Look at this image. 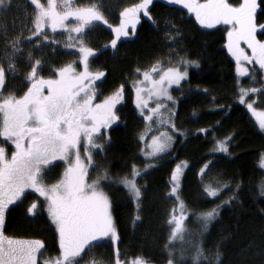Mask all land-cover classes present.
Segmentation results:
<instances>
[{"label": "trees", "instance_id": "1", "mask_svg": "<svg viewBox=\"0 0 264 264\" xmlns=\"http://www.w3.org/2000/svg\"><path fill=\"white\" fill-rule=\"evenodd\" d=\"M100 1L74 0L80 6L101 5ZM110 2L114 4L116 0ZM240 2L229 0L233 4ZM257 4L256 37L264 40V28L259 27L264 24V0H257ZM34 7L31 0H13L12 7L0 14L1 61L5 52L3 36L21 37L22 32L30 27ZM148 11L151 19L142 12L139 23L127 29L130 35L121 37L115 49L110 46L114 32L107 25L98 22L94 32L91 28L85 31L88 43L97 50L89 60L90 67L104 73L97 83L98 99L121 85L127 90L135 78L153 67L184 66L179 62L181 57L198 61V65H187L189 79L174 89L172 97L176 104L174 112H170L174 113L171 119L168 118V122L161 119L160 125L157 118L152 119L157 129L166 125L176 136L172 151L159 155L155 166L145 168L149 160L144 156L141 134L146 127V116L141 115L130 94L128 101L118 107L120 122L109 129L103 151L96 153L95 165H99V174L107 169L113 179L130 173L135 165L141 169L136 182L143 196L138 205L124 185L103 182L111 198L119 254H116L115 243L104 239L102 244L90 250L92 254H86V259L102 260L105 264H115L118 259L127 264L143 257L150 264H166L171 249L176 264H193L196 248L203 247L208 258H201L199 264H216L214 253L217 248L221 253L220 264H264V195L260 191L264 168L259 163L264 154V129L259 127L246 105L249 101L264 107V100L255 102V98L264 97V86L258 92H249L244 103L239 102V88L260 86L264 82V70L261 67L257 70L247 62L244 66L251 67L248 69L250 73L245 77L237 74L236 58L227 48L229 26L205 27L184 5L168 0H153ZM177 28L181 34L178 42L166 40V34L177 36ZM23 35L21 47L25 54L14 61L18 75H8L6 93L21 94L27 87L25 75L30 70L27 52L32 51L43 61L38 74L48 76L54 75L55 68L76 58L80 48L57 52V48L61 49L60 44L41 41L43 46L34 49L37 37ZM75 43L80 46L79 40L76 39ZM240 47L247 55H252L246 41H241ZM226 138H230L228 151L222 152L217 141ZM177 161L188 163L179 196L189 213L183 239L177 237L170 243L172 225L169 221L177 202L171 190ZM209 161L212 163L202 175L200 169ZM61 173L63 169L52 171L49 182L58 180ZM237 184L241 185L239 190L235 188ZM208 185L220 189L216 197L206 195L205 186ZM25 192V203L15 205L7 212L5 232L9 236L42 239L47 247L44 251L53 244L56 247L52 251L58 253V232L56 228L52 231L55 225L47 209L41 204L31 215L27 209L33 196ZM229 198H232L231 203H223ZM220 205L219 215L205 230L197 214Z\"/></svg>", "mask_w": 264, "mask_h": 264}, {"label": "snow or ice", "instance_id": "2", "mask_svg": "<svg viewBox=\"0 0 264 264\" xmlns=\"http://www.w3.org/2000/svg\"><path fill=\"white\" fill-rule=\"evenodd\" d=\"M169 2L183 4L195 14V18L202 25L210 27L221 22L232 25V30L227 33V48L236 58L238 75H244L248 71L242 66L241 61L256 60L264 69V40H258L256 37V10L259 7L257 0H241L238 4L229 3V0H204L203 3L200 0H169ZM31 3L35 6L31 14L33 27L30 30L31 36L37 37L33 45L34 49L43 46L41 41H49V35L45 32L47 27L53 32L57 29H65L68 40L72 41L73 32L82 37L85 29L95 22H102L114 32L110 46L115 49L121 37L130 35L127 30L128 25L134 27L139 23L141 11L151 19L148 7L153 0H140V3L124 8L120 14L121 21L117 25L109 24L98 4L80 6L75 4L74 0H46V2L31 0ZM12 5L13 0H0V14L7 12ZM70 17L75 18L76 23H66ZM259 27L264 28V24ZM175 31L177 36L166 34V40L178 42L180 30L177 28ZM22 39V37H9L6 34L3 36L7 68L4 63H0V136L7 138L15 146L10 158L6 150L0 147V264H37V254L45 248L42 239L9 236L3 231L8 206L19 200L25 189H34L40 197H43L51 222L58 232L61 256L54 261L45 260L44 264H81L82 254L86 253V249L89 250L87 254H92L90 250L102 244L104 238L119 239L111 213V198L105 191L103 182H108L109 185H124L130 197L135 199L138 205L143 196L141 187L136 183V177L140 175L141 169L135 165L132 166L130 173L118 176L116 179L111 177L107 169H103L102 175H97L91 183H88L86 180L88 165L81 159L82 139L87 145L103 151L104 144H96L95 140L102 138V128L108 127L117 119L113 109L122 99L123 85L101 103L93 102L96 93L90 84L104 73L89 71V57L95 50L86 46L81 38L79 51L82 54L83 71L77 72L73 64H67L55 68L54 77L45 78L38 74V69L43 67V61L29 51L27 58L30 71L25 75L28 84L26 90L19 96L14 92L5 95L7 77L16 72L14 61L25 54L21 47ZM28 39L31 42L30 38ZM241 41L247 42L251 56L240 47ZM179 62L185 66L183 71L179 67H169L167 70H162L163 74L159 80H152L149 71L143 73L144 80L150 81L153 85L149 89V98L154 94L173 101L169 87L173 84L179 85L188 76L187 65H198V61L185 60L183 57ZM151 71L155 72L156 68L153 67ZM135 91L137 107L143 112L148 100L141 96L140 87H135ZM257 91L256 88L240 87L239 102L244 103V98L249 92ZM161 107L162 105L157 103L155 108L150 109V114L145 119L152 121V114L158 113ZM247 108L256 116L259 127L264 129V112L257 113L252 103H248ZM172 127L175 129L174 123ZM97 134L101 136L98 137ZM152 139V152L148 155L165 153L173 141L171 136L166 139H158L154 136ZM229 142L230 138L217 141L219 149L227 152ZM58 157L67 162V167L59 180L46 184L42 179L44 172ZM86 159L89 164L92 163L90 152L87 153ZM211 163L209 161L200 169L202 175ZM259 163L264 167V154L261 155ZM153 166L145 165V168ZM173 180L175 181V175ZM240 187V184L235 185L237 190ZM219 191L220 189L212 188L210 185L205 186L206 195L210 197H216ZM260 191L261 195H264V183L260 185ZM172 192H177V188L173 187ZM231 199L223 203H231ZM221 206L197 214V218L203 221L205 230L219 215L218 208ZM36 209L37 203L33 202L27 211L34 214ZM185 212L186 208L181 202L180 215L171 216L169 224L174 227L171 228L169 235L170 243L177 239L178 235L181 240L183 239L186 230ZM116 254H119V249H116ZM168 256L166 264H176L171 249L168 251ZM214 256L216 264H220L221 253L218 248ZM201 258L206 260L208 257L203 247H197L196 254L192 258L193 264H199ZM91 264H105V262L93 260ZM115 264H120L118 259ZM133 264H150V261L138 257Z\"/></svg>", "mask_w": 264, "mask_h": 264}, {"label": "rangeland", "instance_id": "3", "mask_svg": "<svg viewBox=\"0 0 264 264\" xmlns=\"http://www.w3.org/2000/svg\"><path fill=\"white\" fill-rule=\"evenodd\" d=\"M111 0H101L99 3L101 4L100 6H102L101 7V11H103V13H104V15H105V17L108 19V21L109 22H111L112 24H117V23H119L120 21H121V13H122V11H123V9L124 8H126V7H130V6H132V5H134V4H137V3H140V0H116V2L114 3V4H111V2H110ZM169 1V0H168ZM41 2H46V0H41ZM201 2V1H200ZM204 2V1H203ZM203 2H201V3H203ZM233 4V3H232ZM109 6L111 7V9L109 8ZM34 11V10H33ZM143 11H141V13H142ZM140 13V14H141ZM139 14V15H140ZM69 19H71V20H75V18H73V17H70ZM70 22V20H68L66 23H69ZM72 22V21H71ZM97 23L98 22H95V24L94 25H92V26H89L88 28H91V30H92V32H94V30L96 29V26H97ZM227 25V26H229L230 28H231V30H232V25H230V24H225V23H223V22H221V23H218V24H213L212 26H208V25H204L205 27H208V28H213V27H217V26H220V25ZM32 27H33V25H32V23L30 24V27H28L27 28V30L26 31H24V32H22V38L24 37V35L23 34H27L28 35V37H32L31 36V29H32ZM128 28H134L131 24H129L128 25ZM87 30V28L85 29V31ZM45 32H46V34H48L49 35V42L50 41H53V42H55L56 44H60V47H61V49L60 48H57V52H60V51H62L63 49L64 50H68V48H73V47H76V48H78V47H80V46H78L76 43H75V40L77 39V40H79V39H83L86 43V46H88V47H90V48H92V49H94L93 47H91L90 46V44L88 43V41H87V39H88V37H87V35H86V32H85V34L81 37V38H79L80 37V34H77V33H75V34H77V35H74L73 36V33H72V36H73V40L72 41H69L68 40V33H65V32H67V31H65V29H57L55 32H53L52 30H51V28L50 27H47L46 29H45ZM57 33H59V34H57ZM34 38H36V37H34ZM74 45V46H73ZM248 46V45H247ZM95 51H94V54L96 53V49H94ZM249 50H251L250 48H249ZM5 53V52H4ZM246 53V52H245ZM93 54V55H94ZM93 55H91L90 57H89V60H90V58L93 56ZM3 56H4V54H3ZM34 56L35 57H37V55H35L34 54ZM81 56H82V54L80 53V51H79V49H78V53L76 54V58H74L72 61H70V62H68V63H66V64H64V65H67V64H73V66L75 67V69H76V71L77 72H80V71H83V62H82V59H81ZM37 58H39V57H37ZM252 63V65L253 66H255L256 68H257V70H259L258 68L260 67V65H259V63H258V61H256V60H252V61H241V64H242V66L244 67V68H246L245 66H244V64L245 63ZM0 63H4V65H5V67L7 68V62H6V60L5 59H2V61L0 60ZM63 66V65H62ZM61 66V67H62ZM247 66V69H249V70H251V67L250 66H248V64L246 65ZM175 67H179L182 71L184 70V68H185V66H175ZM88 68H89V71L90 72H92V73H95V72H98V71H96V70H94V69H92L91 67H90V62L88 61ZM156 68V71L155 72H152L151 71V69H149V70H146V71H149L150 72V75H151V79L152 80H159V78H160V76L163 74V71L162 70H167V68H169V67H163V66H161V65H159V66H156L155 67ZM189 67H187V71H188V76L184 79V80H182L181 82H180V84L179 85H175V84H173V85H171L170 87H169V93L171 94V96H173L174 97V89H176V88H179L181 85H182V83L184 82V81H186V80H188L189 79ZM264 70V69H263ZM30 71V70H29ZM145 72V71H144ZM144 72H142L137 78H135V80H133L131 83H130V85H129V88H127V90H126V88L125 89H123V91H122V99L115 105V107H114V109H113V111H114V114H115V116L117 117V119H115V120H113L112 121V123L108 126V127H106V128H102V130H101V133H102V138H97L96 140H95V143L96 144H106L107 143V137H108V134H109V129L111 128V127H113V126H115V125H117L119 122H120V120H119V117H118V107L120 106V105H122V104H124V103H126L127 101H128V99H129V97H130V95H132L133 96V98H134V104H135V106L137 107V104H136V91H135V87H140L141 89H142V92H141V96L144 98V99H146V100H148V104H147V106L145 107V109H144V111L143 112H141L140 111V109L138 108V110L140 111V113H141V115L142 116H147V115H149L150 114V109H152V108H155L156 107V105H157V103H159V104H161L162 105V107L160 108V110H159V112L158 113H156V114H152L153 115V119L154 118H157V120H158V124L160 125V120L161 119H163L164 117L166 118V117H168V115H169V117L170 116H172V113H170L171 111H173L174 112V106H175V102H176V100H174V101H168L165 97H157V96H155L154 94L153 95H151V98H149V96H150V94H149V89H151L152 87H153V85L151 84V82L150 81H145L144 80V76H143V73ZM262 72V71H261ZM17 75H18V71H17V69H16V72H15ZM250 72L249 71H247V73H245L244 75H241L242 77H245V76H247L248 74H249ZM262 74L264 75V72H262ZM41 75V74H40ZM55 75V74H54ZM54 75H48V76H45V75H42V76H44L45 78H49V77H54ZM101 79V77H99L98 79H96V80H94V81H92L91 82V84H90V87H92V88H94V90H95V93H96V97H95V100L93 101L94 103H101L106 97H108V96H110V95H112L113 93H115L116 91H114V92H112V93H110V94H108L107 96H105L104 98H101V99H98V92H97V83H98V81ZM142 82V83H141ZM261 85L260 86H257V90L259 91L261 88H263V86H264V82L263 83H260ZM135 85V86H134ZM28 86V85H27ZM27 88V87H26ZM26 88H25V90H26ZM245 89H248V87H246L245 86ZM24 90V91H25ZM257 91V92H258ZM5 95H7V93L5 92L4 93ZM23 94V92L21 93V94H16V95H22ZM130 94V95H129ZM248 94H250V93H248ZM245 98H246V96H245ZM244 98V99H245ZM264 97L262 96V97H259V98H255V102H262L264 99H263ZM248 103H252V102H249V101H247V103H246V105L248 104ZM252 105H253V108L256 110V112L257 113H259V112H264V107H259V106H256L254 103H252ZM251 111V110H250ZM252 113V112H251ZM167 114V115H166ZM253 115V114H252ZM254 117H255V119H256V121H257V123H258V120H257V118H256V116L255 115H253ZM147 123H146V127H145V130L143 131V139H142V142H143V152H144V156L149 160V165H156V159H157V157L159 156V155H161V154H163V153H157V154H155V155H148V153H151L152 152V143H153V137L155 136V137H157L158 139H166L168 136H171V137H173V141H172V143H171V147L166 151V152H169V151H172V149L174 148V145H175V143H176V136L174 135V132L170 129V128H166L165 126L166 125H164V126H158V129L155 127V125H154V120H152V121H146ZM149 123V124H148ZM169 123H167V125H168ZM172 125V124H171ZM162 134H164V135H162ZM98 135V137H100L101 136V134H97ZM0 147H3L5 150H6V154H7V156H8V158H10V156H11V153H12V151H14L15 150V146L12 144V142L10 141V140H8L7 138H5V137H2V136H0ZM99 151H101L100 149H96V148H93V147H91V146H89V145H87L86 144V141H84L83 139H82V141H81V148H80V153H81V159H82V161H84L85 162V164L86 165H88V176H87V178H86V180H87V182L88 183H91L92 182V180L93 179H95L96 178V176L97 175H101V174H99V170H98V167H99V165H95V157H96V153L97 152H99ZM91 153V156H92V163L91 164H89V162L87 161V159H86V156H87V153ZM165 152V153H166ZM98 166V167H97ZM178 166H179V168H178ZM188 166V163L186 162V161H177V164H176V166H175V172L173 173V177H174V175H175V181L173 180V183H172V188L173 187H176L177 188V192H175V193H173V195H175V197H177V202H176V205H175V212L174 213H172L171 214V216L173 215V214H175L176 216H179L180 215V203L181 202H183L182 201V199H181V196H179V189H180V186H181V182H182V177H183V174H184V172H185V169H186V167ZM67 167V162L66 161H64L63 159H61V158H57V159H55V160H53L52 162H51V164L49 165V166H47V168H46V170H45V172H44V175H43V177H42V179H43V182L44 183H46V184H52V183H55L56 181H53V182H49V174H51L52 173V171H54V170H62L63 169V172H64V170H65V168ZM264 168V167H263ZM62 175H63V173H61V176H60V178L62 177ZM138 177V176H137ZM137 177H136V179H137ZM59 178V179H60ZM58 179V180H59ZM137 183V182H136ZM25 191H27V192H29L33 197H32V200H31V202H30V204H29V206L33 203V202H36L37 203V209H38V207L42 204L46 209H47V207H46V204H45V202H44V199H43V197H40V195H39V193H37V192H35V190L34 189H25ZM172 191V190H171ZM26 193V192H25ZM27 194H25V195H23L22 196V199L18 202V206L19 205H22L23 203H25V198H27V196H26ZM14 203H15V201H14ZM13 203V204H14ZM183 204H184V206H185V203L183 202ZM12 207V206H11ZM11 207H9L8 206V209L7 210H9ZM29 208V207H28ZM185 208H186V212H185V216H186V219H187V217H188V210H187V207L185 206ZM7 210H6V212H7ZM111 213H112V206H111ZM31 215H34V214H32V213H30ZM8 216V215H7ZM6 216V217H7ZM112 216H113V213H112ZM114 219V218H113ZM186 219H185V224H186ZM53 225V224H52ZM114 225H115V223H114ZM54 226V225H53ZM172 227H174V225H172ZM54 228H55V226L52 228V231L54 230ZM115 228H116V226H115ZM117 229V228H116ZM118 232V231H117ZM7 234V233H6ZM8 235V234H7ZM178 237H179V235H178ZM27 238H34V237H27ZM40 238H43V237H40ZM59 239V238H58ZM104 239H110V238H104ZM114 243H115V247H117V249H118V241H119V239L118 240H112ZM53 242V241H52ZM51 242V243H52ZM56 246L55 245H53V244H50L49 246H48V251H44V248L43 249H41V251H40V253H38L37 254V264H44V261L45 260H48V261H54L55 259H57V258H59L60 256H61V250L59 249L58 250V253H54L52 250L55 248ZM47 247L45 246V249H46ZM50 248V249H49ZM87 249H86V253L85 254H82V256H83V260L81 261V264H91V261H93L94 259H92V258H89V259H86V257H87ZM120 264H123L121 261H120ZM127 264H133V263H127Z\"/></svg>", "mask_w": 264, "mask_h": 264}, {"label": "flooded vegetation", "instance_id": "4", "mask_svg": "<svg viewBox=\"0 0 264 264\" xmlns=\"http://www.w3.org/2000/svg\"><path fill=\"white\" fill-rule=\"evenodd\" d=\"M183 5V4H182ZM186 8V7H185ZM129 30V29H128ZM22 199V196H21V198L19 199V200H17V201H15V203L14 204H12V205H9V207H13V206H15V205H17L18 204V202L20 201ZM7 212H8V210H7ZM7 212H6V215H7ZM5 224H6V219H5ZM3 231L5 232V226H4V229H3ZM5 234H6V232H5Z\"/></svg>", "mask_w": 264, "mask_h": 264}]
</instances>
